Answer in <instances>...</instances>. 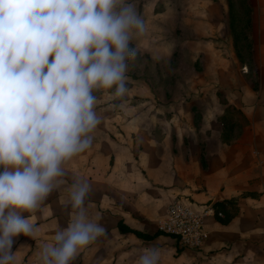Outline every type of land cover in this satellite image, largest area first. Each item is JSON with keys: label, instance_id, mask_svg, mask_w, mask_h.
Returning a JSON list of instances; mask_svg holds the SVG:
<instances>
[{"label": "rangeland", "instance_id": "1", "mask_svg": "<svg viewBox=\"0 0 264 264\" xmlns=\"http://www.w3.org/2000/svg\"><path fill=\"white\" fill-rule=\"evenodd\" d=\"M131 2L145 30L132 43L139 56L129 61L128 92L117 99L111 90H94L102 120L92 146L63 164L65 186L40 208L23 213L36 231L34 238L14 237L16 264H41L39 248L54 244L56 231L67 226V187L74 177L91 185L88 214L107 233L79 248L73 264H138L142 251L153 245L160 250L159 264H264V190L223 197L235 198L229 207L232 215L241 214L238 223L220 227L212 247H179L167 233L146 240L116 227L122 217L152 232L169 202L211 200L198 193L207 190L206 181L212 184L201 165L206 167L208 148L219 144L220 126L222 139L250 138L256 148L262 146L251 130L258 120L264 131V0ZM241 94L246 97L239 101L252 109L249 115L232 99ZM232 236L239 238L233 249L237 259L226 262L215 254L206 262L211 252L228 249L221 242Z\"/></svg>", "mask_w": 264, "mask_h": 264}, {"label": "clouds", "instance_id": "2", "mask_svg": "<svg viewBox=\"0 0 264 264\" xmlns=\"http://www.w3.org/2000/svg\"><path fill=\"white\" fill-rule=\"evenodd\" d=\"M144 30L131 0H0V264H16L14 237H35L23 213L65 186L63 164L92 146L102 120L94 90L127 94L132 43ZM91 190L72 179L69 221L39 248L41 264H73L106 235L89 217ZM159 261L154 245L138 258Z\"/></svg>", "mask_w": 264, "mask_h": 264}, {"label": "crops", "instance_id": "3", "mask_svg": "<svg viewBox=\"0 0 264 264\" xmlns=\"http://www.w3.org/2000/svg\"><path fill=\"white\" fill-rule=\"evenodd\" d=\"M232 96V99L236 100L234 104L238 108H240L245 115H249V112L252 111V109H250V105H247V102L239 101L240 97H242V100H245L246 94H244V97L242 96V94L240 96ZM248 109H250L249 112ZM255 116L256 118H259V115ZM216 121L221 125V122L217 119V117ZM221 130L222 126H220V131ZM220 131L218 133L219 136H217V144H219L215 147L214 150L208 148V161L205 165L206 167H203L200 164L201 169L203 170V176L207 178L206 180H208V178H211L212 184H210L209 187V183L206 181L207 190L198 193L203 194L208 199L212 198L211 201H213L221 199L223 197L234 196L237 193H241L245 190L257 192H261L262 190H264V131L262 125L259 126L258 120H254L253 129L251 130L253 131V137L251 136V138H253L255 142L262 144V146H257L258 148H256L255 144L251 142L250 138L249 141H247L246 139L239 140L238 138L222 139L220 137ZM198 155L196 156V159H198ZM261 194L259 193L258 198L259 196L261 197L263 195ZM247 197L257 198L252 195H248ZM250 209H252V211L257 210V208L253 207ZM240 214L241 212L239 211L234 217H232L230 221L225 224L221 223L215 218H208L206 221L208 237L204 245L207 247H212L215 239H218L217 234H219L220 232V227L229 228L230 225H233L234 222H237L239 220L238 218L240 217ZM125 221L129 225L136 227L134 224L129 222V220ZM125 233L133 234L131 232ZM133 235L136 236L135 234ZM237 239L239 238H236L234 236H232V238H225V240L221 243H224L226 246L230 247L228 249L223 248L224 250L218 251V253L211 252L208 255V257L211 258H209L206 262H213L215 254H221V259H226V262H228L229 260L237 259V257H234L233 252L234 243L237 242ZM244 240L246 242H249V240H246L245 238ZM241 257L244 256H240L238 258Z\"/></svg>", "mask_w": 264, "mask_h": 264}, {"label": "built area", "instance_id": "4", "mask_svg": "<svg viewBox=\"0 0 264 264\" xmlns=\"http://www.w3.org/2000/svg\"><path fill=\"white\" fill-rule=\"evenodd\" d=\"M213 201L209 200L201 205L179 199L169 202L165 215L158 219V229L173 234L182 247L201 248L208 237L207 219L223 216V212L215 208Z\"/></svg>", "mask_w": 264, "mask_h": 264}, {"label": "trees", "instance_id": "5", "mask_svg": "<svg viewBox=\"0 0 264 264\" xmlns=\"http://www.w3.org/2000/svg\"><path fill=\"white\" fill-rule=\"evenodd\" d=\"M237 110L240 111L239 108H237ZM218 120H220V119H218ZM0 170H2V169H0ZM233 200H235V198H222V199H217V200L213 201V205L215 206V208L217 210H220L223 212V216H217L216 217L217 220H219L222 223H227L235 215V213L232 215V210L229 207L230 204L233 203ZM116 227L121 233L131 232V233L135 234L138 238L146 239V240L153 239L156 236L165 233L160 229H156L152 232H149L146 230H141L139 228H136V227L129 225L122 217H120L117 220ZM169 235L174 237L176 241L178 240L177 237H175L173 234H169ZM179 247H181V246H179Z\"/></svg>", "mask_w": 264, "mask_h": 264}]
</instances>
